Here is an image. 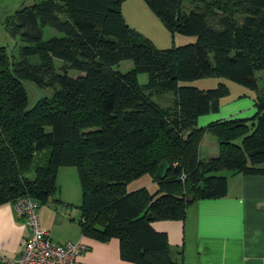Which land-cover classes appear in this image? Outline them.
Returning <instances> with one entry per match:
<instances>
[{
    "label": "trees",
    "instance_id": "trees-1",
    "mask_svg": "<svg viewBox=\"0 0 264 264\" xmlns=\"http://www.w3.org/2000/svg\"><path fill=\"white\" fill-rule=\"evenodd\" d=\"M144 1L171 34L194 39L157 47L125 22L121 0H37L4 18L7 35L21 43L17 58L0 44V203L22 194L45 202L57 191V168L73 166L82 234L116 237L119 256L134 264H182L181 249L150 220L182 218L193 200L224 194L220 169L264 172V83L255 75L264 70V0ZM44 25L59 33L41 38ZM121 59L132 65L113 68ZM138 72L146 73L142 83ZM199 76L251 89L253 113L197 125L228 93L222 81L179 83ZM21 78L52 93L26 108ZM165 91L171 105L151 99ZM205 131L215 136L217 153L199 158ZM161 161L168 167L157 178ZM144 173L153 190L126 189Z\"/></svg>",
    "mask_w": 264,
    "mask_h": 264
},
{
    "label": "crops",
    "instance_id": "crops-1",
    "mask_svg": "<svg viewBox=\"0 0 264 264\" xmlns=\"http://www.w3.org/2000/svg\"><path fill=\"white\" fill-rule=\"evenodd\" d=\"M24 2L25 0H0V44L5 42L7 35L3 26L4 18L26 5ZM245 94L241 92L238 95L247 97L242 105H234L232 100L224 98L225 95L221 96L217 108L199 114L196 124H205L206 122L199 123V119H204L202 115L213 112L209 117H214L221 105L223 111L219 112L220 115L215 119L238 113L245 114L248 110L253 113L252 96ZM201 138L198 143V157L215 155L217 143H208V148L203 149ZM60 167L62 166L57 168L56 178ZM223 174L226 179L224 194L193 200L186 206L182 218L150 220V225L155 230L165 233L170 245L181 249L182 264H264V172L228 171ZM62 175L67 178L65 185L68 189L66 186L61 189L60 186L56 194L52 195L54 200L49 197L38 205L36 215L39 226L47 230L53 241L63 242L71 239L84 242L86 247L77 256L83 264H134L119 256L116 237L98 240L81 233L77 221L79 183L75 180V174ZM138 177L146 180L138 186H156L149 174L144 173ZM76 189H79V193L78 199L74 201ZM28 233L29 227L24 216L15 214L12 202H1L0 255L15 258L20 253L21 244Z\"/></svg>",
    "mask_w": 264,
    "mask_h": 264
},
{
    "label": "rangeland",
    "instance_id": "rangeland-1",
    "mask_svg": "<svg viewBox=\"0 0 264 264\" xmlns=\"http://www.w3.org/2000/svg\"><path fill=\"white\" fill-rule=\"evenodd\" d=\"M33 1H37V0H25L24 3L28 4ZM183 5H184L183 8H187V3ZM120 10L125 22L129 26L141 32L143 35L147 36L157 47H167L173 44L174 45L182 44L192 41L194 39V35L182 34L178 32H174L173 34H171L169 30L164 27V25L161 23L159 18L147 6L144 0H121ZM58 33L59 32L56 31L54 28L48 25H44L42 27L41 38L44 39L50 35L58 34ZM4 43L6 44V52L9 55L11 54L12 57L17 58L18 57L17 47L21 43V41L17 37L10 38L8 35H6L5 42L3 41L2 44ZM28 60L36 61V55L29 56ZM53 61L55 67H57L61 63V60L55 57L53 58ZM131 65L132 62L130 59H121L117 63L113 64L112 67L122 71L129 68ZM67 73L70 75H76L78 71L74 69H67ZM255 75L257 77L258 86H261L264 83V70L263 69L256 70ZM137 80L140 83L144 82L146 80V73L138 72ZM20 81L26 95V104H25L26 108L30 107L39 97L49 96L52 93V87L50 85H38L34 81L27 78H21ZM219 81H222L228 85V89H229L228 94L225 95L224 98L227 97L229 98V100H232L233 102L231 103L234 105L237 104L242 105L246 102L247 97L242 95L238 96L241 92H245L246 93L245 95L249 97L253 95V91L251 89L247 88L246 86L240 83L231 81L222 76H199L190 80L180 81L179 83L191 84L199 88H207L216 85V83ZM151 99L157 102L161 106L171 105L173 94L171 91L160 92L159 94H152ZM223 103L224 102H222V104ZM222 111H223V105H221V109H219V111H217L215 116L212 118H210L209 116H212L211 114H213V112L207 113L208 115L203 114L202 118L204 119H199V123H203L215 119L220 115L219 112ZM251 114H252V110L251 111L248 110L245 112V114L238 113L235 114L234 116L245 117ZM201 140H202L201 142L203 149L208 148L207 145L208 143L216 144L215 136L208 131L207 132L205 131ZM235 140L238 141L239 137L236 138ZM69 170H71L72 172L71 171L69 172ZM217 172L225 173L228 172V170L220 169ZM57 174H59L58 177L56 178V182L58 185L57 190H59L60 186L61 189L62 188L64 189L66 186L65 183H67V178L62 174H75V180H77L76 170L73 166L70 165L60 167ZM144 181L146 180H143V177H137L127 183L126 189H133L138 185H140L141 183H143ZM148 188L149 190H152L155 188V185L151 184L148 186ZM66 189H68L67 186ZM78 193H79V189H76V191H74V201L78 199Z\"/></svg>",
    "mask_w": 264,
    "mask_h": 264
},
{
    "label": "built area",
    "instance_id": "built-area-1",
    "mask_svg": "<svg viewBox=\"0 0 264 264\" xmlns=\"http://www.w3.org/2000/svg\"><path fill=\"white\" fill-rule=\"evenodd\" d=\"M179 177L182 178L183 174ZM12 206L16 215L24 216L29 233L21 244L20 253L13 259L0 255V264H83L77 256L85 249L84 242L51 240L47 230L38 224V202L34 198L27 194L19 195L12 201Z\"/></svg>",
    "mask_w": 264,
    "mask_h": 264
},
{
    "label": "water",
    "instance_id": "water-1",
    "mask_svg": "<svg viewBox=\"0 0 264 264\" xmlns=\"http://www.w3.org/2000/svg\"><path fill=\"white\" fill-rule=\"evenodd\" d=\"M168 167V164L164 161L159 162L155 170V175L157 178H162L164 176V170Z\"/></svg>",
    "mask_w": 264,
    "mask_h": 264
}]
</instances>
